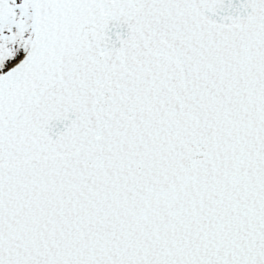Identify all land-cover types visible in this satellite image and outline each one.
I'll use <instances>...</instances> for the list:
<instances>
[{
  "label": "snow or ice",
  "instance_id": "snow-or-ice-1",
  "mask_svg": "<svg viewBox=\"0 0 264 264\" xmlns=\"http://www.w3.org/2000/svg\"><path fill=\"white\" fill-rule=\"evenodd\" d=\"M0 264H264V0H0Z\"/></svg>",
  "mask_w": 264,
  "mask_h": 264
}]
</instances>
